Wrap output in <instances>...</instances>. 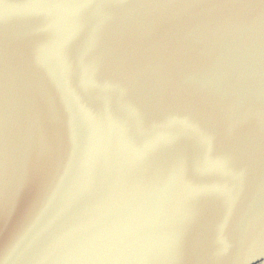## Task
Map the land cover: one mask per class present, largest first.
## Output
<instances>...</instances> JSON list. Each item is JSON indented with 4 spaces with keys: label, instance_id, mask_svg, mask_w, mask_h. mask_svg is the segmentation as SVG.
Segmentation results:
<instances>
[{
    "label": "water",
    "instance_id": "95a60500",
    "mask_svg": "<svg viewBox=\"0 0 264 264\" xmlns=\"http://www.w3.org/2000/svg\"><path fill=\"white\" fill-rule=\"evenodd\" d=\"M0 264H264V0H0Z\"/></svg>",
    "mask_w": 264,
    "mask_h": 264
},
{
    "label": "snow or ice",
    "instance_id": "6c2138e0",
    "mask_svg": "<svg viewBox=\"0 0 264 264\" xmlns=\"http://www.w3.org/2000/svg\"><path fill=\"white\" fill-rule=\"evenodd\" d=\"M81 7H91L93 6L91 3L81 4Z\"/></svg>",
    "mask_w": 264,
    "mask_h": 264
}]
</instances>
